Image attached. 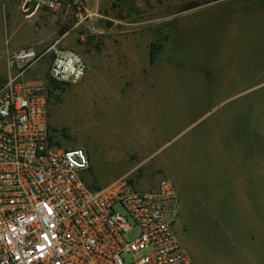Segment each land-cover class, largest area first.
I'll list each match as a JSON object with an SVG mask.
<instances>
[{"label": "rangeland", "instance_id": "1", "mask_svg": "<svg viewBox=\"0 0 264 264\" xmlns=\"http://www.w3.org/2000/svg\"><path fill=\"white\" fill-rule=\"evenodd\" d=\"M93 2L102 9L108 7L116 19L133 23L136 30L154 28L158 42L156 51L159 41L168 36L176 48L175 53L168 52L171 63L158 69L155 86L165 87V100L185 107L186 125L179 135L176 132L166 138L156 156H164L182 145L183 167L212 172L229 162L228 153L230 164L236 159L233 155L242 151L252 155L258 148L264 156V21H260L259 14L230 27L214 19L196 20L214 11L264 8V0H89L87 3ZM196 21L200 23L195 24ZM208 52L217 62L208 59ZM12 58L10 65L14 73L16 66ZM45 62L46 58L37 61L26 71L25 78H44L51 64L45 66ZM210 63H219L221 68L212 67ZM9 76L0 69V85ZM225 83H229L234 92L227 99L213 97L211 90ZM67 87L50 91V124L59 146L89 148L102 167L99 182L111 176H122L137 190L155 187L163 178L172 182L160 174L149 176L152 164L140 165L132 159L120 163L116 156L106 157L103 146L107 134L102 132V126L112 127L109 138L114 139V117L105 116L98 107L92 111L84 108L85 94L75 91L74 87L63 94L62 89ZM232 110L235 114L231 120L228 114ZM226 132L233 134L231 137L235 140L239 139L229 148V141H216ZM107 166L109 172L105 171ZM81 177L88 185L102 186L92 184L89 170L81 173ZM172 183L177 192L176 180ZM192 187L189 184L188 188ZM260 192L253 197L255 203L253 201L245 210L226 203L215 206L219 209L215 212L202 197H196L195 192L179 191V195L177 192L180 205L175 230L195 264H257L261 260L260 232L240 218L242 213L264 216L263 187ZM222 212L226 216L221 217ZM251 237H254L253 244L249 241Z\"/></svg>", "mask_w": 264, "mask_h": 264}, {"label": "built area", "instance_id": "2", "mask_svg": "<svg viewBox=\"0 0 264 264\" xmlns=\"http://www.w3.org/2000/svg\"><path fill=\"white\" fill-rule=\"evenodd\" d=\"M47 1L37 7L67 0ZM70 1L84 8L85 0ZM43 54L16 52L0 85V264H195L175 230L169 179L144 190L125 177L105 186L82 179L88 152L55 141L49 100L56 85L81 81L87 65L55 49L44 78L26 79Z\"/></svg>", "mask_w": 264, "mask_h": 264}, {"label": "crops", "instance_id": "3", "mask_svg": "<svg viewBox=\"0 0 264 264\" xmlns=\"http://www.w3.org/2000/svg\"><path fill=\"white\" fill-rule=\"evenodd\" d=\"M40 1L0 0L2 72L12 74L10 58L21 49L44 53L40 59L46 58L45 66L51 63V54L55 49L79 53L87 65L86 74L81 81L68 85L63 94L74 87L75 91L85 94L84 108L92 111L98 107L105 116L114 117V139L109 138L112 127L109 124L102 126V132L107 134L103 146L106 157L116 156L120 163L132 159L139 161L140 165L152 164L149 176L160 174L172 182L176 180L178 195L179 191L195 192V196L202 197L214 212L219 210L215 206L226 203L242 206L244 210L251 205L253 197L260 192L261 187L264 188V156L260 149L255 148L252 155L244 151L234 154L236 159L231 164L228 153L226 157L229 162L213 172L209 169L183 167L182 145L169 150L164 156L155 155L170 134L177 132L176 135H179L186 125L185 107L181 108L180 103L171 104L168 99L165 100V87L155 86L156 78H159L158 69L171 63L168 52H176L170 36L159 41L157 57L152 64V44H158L154 28L136 30L133 23L116 19L108 7L102 9L97 6V2L87 3L89 0L85 1L83 12L70 0L54 1L52 7L47 4L37 7ZM262 13L263 7L242 12L214 11L196 20L208 22L214 19L230 27L258 14L262 22ZM52 46L54 48L50 50ZM208 53V59H212L211 52ZM210 65L221 68L219 63ZM228 78L226 76V82ZM233 92L229 83L219 84L211 90L213 97L221 99H227ZM234 114L232 110L228 117L232 120ZM232 135L229 132L222 133L216 141H229V148L230 144L234 145L239 140H235ZM85 149L89 153L92 184L105 186L122 178L111 176L99 182L102 167L96 162L92 151ZM109 169L107 166L105 171L109 172ZM189 184L193 186L192 189L188 188ZM224 216L226 214L222 212L221 217ZM241 217L260 232L259 241L263 247L261 260L257 264H264V216L259 218L257 215L242 213ZM253 238L249 239L251 244Z\"/></svg>", "mask_w": 264, "mask_h": 264}, {"label": "trees", "instance_id": "4", "mask_svg": "<svg viewBox=\"0 0 264 264\" xmlns=\"http://www.w3.org/2000/svg\"><path fill=\"white\" fill-rule=\"evenodd\" d=\"M156 57H157V51L155 49V43L152 44V50H151V56H150V60H151V63L153 64L156 60ZM61 86L59 85H56L55 86V89L58 90ZM62 88V87H61ZM64 89H62L63 91ZM61 99V98H60Z\"/></svg>", "mask_w": 264, "mask_h": 264}]
</instances>
